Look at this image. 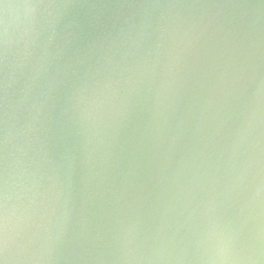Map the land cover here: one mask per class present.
Listing matches in <instances>:
<instances>
[{"label":"water","instance_id":"1","mask_svg":"<svg viewBox=\"0 0 264 264\" xmlns=\"http://www.w3.org/2000/svg\"><path fill=\"white\" fill-rule=\"evenodd\" d=\"M4 264H264V0H0Z\"/></svg>","mask_w":264,"mask_h":264},{"label":"snow or ice","instance_id":"2","mask_svg":"<svg viewBox=\"0 0 264 264\" xmlns=\"http://www.w3.org/2000/svg\"><path fill=\"white\" fill-rule=\"evenodd\" d=\"M0 264H4L3 260H0Z\"/></svg>","mask_w":264,"mask_h":264}]
</instances>
